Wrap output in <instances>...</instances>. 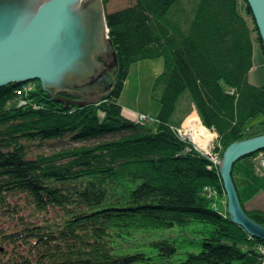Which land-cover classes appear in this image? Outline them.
<instances>
[{
	"label": "trees",
	"instance_id": "1",
	"mask_svg": "<svg viewBox=\"0 0 264 264\" xmlns=\"http://www.w3.org/2000/svg\"><path fill=\"white\" fill-rule=\"evenodd\" d=\"M105 17L107 95L64 92L84 102L66 105L38 80L0 87V264H264V242L213 201L218 165L172 120L188 93L221 155L264 113V81H248L261 41L247 2L135 0ZM154 58L152 127L124 116L119 96L130 66ZM241 204L264 226V209Z\"/></svg>",
	"mask_w": 264,
	"mask_h": 264
},
{
	"label": "water",
	"instance_id": "2",
	"mask_svg": "<svg viewBox=\"0 0 264 264\" xmlns=\"http://www.w3.org/2000/svg\"><path fill=\"white\" fill-rule=\"evenodd\" d=\"M245 1L264 54V0ZM111 44L101 0H0V87L38 80L42 91L66 105L84 102L64 92L105 96L115 82V60L111 66L103 61ZM262 150L264 133L234 141L223 151L218 171L230 220L264 242V226L244 211L232 177L237 161Z\"/></svg>",
	"mask_w": 264,
	"mask_h": 264
},
{
	"label": "rangeland",
	"instance_id": "3",
	"mask_svg": "<svg viewBox=\"0 0 264 264\" xmlns=\"http://www.w3.org/2000/svg\"><path fill=\"white\" fill-rule=\"evenodd\" d=\"M133 1L134 0H107L105 10L110 12L119 9V7L128 5ZM114 57V51L110 47V50L103 56V61L106 62L108 66H111ZM163 66V58L143 59L134 62L130 66L119 96V102L125 109L123 114L134 119L139 115L148 126L155 127V118L160 105L158 100L151 95V90L154 77L161 72ZM248 81L254 85H259L264 81V54L259 44L256 43L253 46L252 68L248 73ZM35 82L36 80H32L20 83V85H24L23 87L29 90L34 87ZM76 84H83V82H76ZM188 101V93H184L179 97L175 112L172 116L174 122H184L188 115L196 111ZM207 129L212 131L215 137L212 139V142L203 149L188 136V131H186L183 123L180 128H176V131L182 138L188 139L198 151L207 155L212 162L218 165L221 159V149L220 145L217 143V134L213 130ZM263 133L264 113L249 118L245 125L244 137H253ZM261 157L262 155H256L254 158L256 167L248 166L247 161H249V158L252 159L251 156H248L240 159L234 169L235 180L239 186L243 202H247L248 206H251V209L257 206L264 209V168L261 164V160H259ZM211 192H213L211 195L214 197V203L218 205L219 208L227 209V197L220 195L217 191Z\"/></svg>",
	"mask_w": 264,
	"mask_h": 264
},
{
	"label": "bare ground",
	"instance_id": "4",
	"mask_svg": "<svg viewBox=\"0 0 264 264\" xmlns=\"http://www.w3.org/2000/svg\"><path fill=\"white\" fill-rule=\"evenodd\" d=\"M102 1V4H103V6H104V10H105V5H106V3H107V0L106 1H104V0H101ZM135 1V0H134ZM133 1V2H134ZM129 5V4H128ZM128 5H125V6H122V7H119V9H122V8H124V7H126V6H128ZM108 27H107V39H109V36H108ZM104 63H106V62H104ZM102 66H104L103 64L101 65V67L100 68H102ZM16 83V82H15ZM18 83V82H17ZM41 88V87H40ZM87 98H89V99H92V98H90V97H87ZM92 100H95V99H92ZM195 109V108H194ZM123 112H124V108H123V106H122V114H123ZM124 116H126L125 114H123ZM142 116V115H141ZM127 118H130V119H133V120H140L141 118H140V116L138 115V117H136L135 119L134 118H132V117H128V116H126ZM143 117V116H142ZM182 123H183V126L185 127V129H186V131H188L187 132V134H188V136L193 140V141H195L196 142V144L198 145V146H200L202 149L203 148H206L207 147V145L209 144V143H211L212 142V139L215 137V134L212 132V131H210V130H208L204 125H202V122H201V120L199 119V116L197 115V113H196V111H194V112H192L190 115H188V117H186L185 118V120H184V122L182 121V122H179V124H178V126H177V128H180L181 127V125H182ZM223 153V152H222ZM263 154H264V150H262V151H259L258 152V154L257 155H262V157L259 159V160H262V158H263ZM251 156V155H250ZM221 157H222V154H221ZM252 158H255L256 156H251ZM262 164V163H261ZM234 168V167H233ZM264 168V167H263ZM218 173H219V171H218ZM220 176V175H219ZM233 177V176H232ZM234 178H235V176H234ZM221 179V178H220ZM233 181H234V179H233ZM222 182V181H221ZM234 183H235V186L237 185L236 184V180L234 181ZM222 188H223V185H222ZM236 188H237V186H236ZM212 191H217L216 189H212ZM223 191H224V189H223ZM218 192V191H217ZM224 196H226V193H225V191H224Z\"/></svg>",
	"mask_w": 264,
	"mask_h": 264
},
{
	"label": "crops",
	"instance_id": "5",
	"mask_svg": "<svg viewBox=\"0 0 264 264\" xmlns=\"http://www.w3.org/2000/svg\"><path fill=\"white\" fill-rule=\"evenodd\" d=\"M125 110V109H124ZM125 112V111H124ZM257 156H260V155H257ZM256 161L254 160V158H252V159H249V161H247V164H248V166H255L256 167V163H255ZM247 168H249V167H247ZM236 184H237V182H236ZM237 186H238V184H237ZM238 190H239V186H238ZM239 196H240V198H241V201L243 202V199H242V197H241V193H240V190H239ZM244 203V205H245V207L247 208V209H250V207L251 206H248V204H247V202H243ZM254 206V205H253ZM258 207V206H257Z\"/></svg>",
	"mask_w": 264,
	"mask_h": 264
},
{
	"label": "built area",
	"instance_id": "6",
	"mask_svg": "<svg viewBox=\"0 0 264 264\" xmlns=\"http://www.w3.org/2000/svg\"><path fill=\"white\" fill-rule=\"evenodd\" d=\"M262 166L264 167V157L261 160Z\"/></svg>",
	"mask_w": 264,
	"mask_h": 264
}]
</instances>
